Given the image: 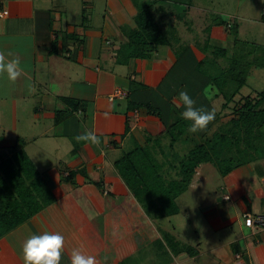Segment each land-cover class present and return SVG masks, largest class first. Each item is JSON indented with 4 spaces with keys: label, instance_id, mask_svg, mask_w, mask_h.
<instances>
[{
    "label": "crops",
    "instance_id": "obj_1",
    "mask_svg": "<svg viewBox=\"0 0 264 264\" xmlns=\"http://www.w3.org/2000/svg\"><path fill=\"white\" fill-rule=\"evenodd\" d=\"M131 4L82 0L68 12L57 0H0V12L7 11L0 17V55L5 61L18 60L20 68L15 79L0 71V163L22 150L53 197L0 239V264H25L24 241L44 231L65 238L60 264H71L76 248L94 255L96 264H264V227L245 225L246 215L264 217V160L221 177L222 192L214 197L198 194L193 179L176 200L178 214L153 220L115 169L123 154L146 147L149 138L164 130L158 117L145 108L132 110L131 102L184 109L178 93L186 90L197 108L215 116L221 102L213 99L211 87H202L206 78L194 64L205 57L193 46L195 38L203 40L216 15L202 10L204 15L194 19L187 15L195 34L172 19L191 45L182 49L187 50L183 55L163 46L148 59L122 63L118 52L127 40L121 28L131 24ZM188 5L189 12L194 10L195 4ZM262 13L264 17L263 4ZM221 30L211 26L207 48L225 41ZM118 88L129 97L110 100ZM205 99H213L212 106ZM65 100L79 105L81 115ZM87 131L96 133L98 143L77 140ZM186 193L188 201L182 202ZM195 209L198 219L188 222L198 239L175 240L179 226L173 220Z\"/></svg>",
    "mask_w": 264,
    "mask_h": 264
},
{
    "label": "trees",
    "instance_id": "obj_2",
    "mask_svg": "<svg viewBox=\"0 0 264 264\" xmlns=\"http://www.w3.org/2000/svg\"><path fill=\"white\" fill-rule=\"evenodd\" d=\"M131 1L135 14L131 24L121 28L127 40L118 52L122 63L130 59H148L163 46L178 48L177 55L189 50L191 45L182 40L172 22L173 19L182 23L195 34L193 23L187 20L189 5H183L178 11L177 6L182 4L176 1L172 5L163 0ZM211 26L230 30L233 24L229 19L213 16L211 24L203 31V40L195 38L193 45L205 56L201 61H194L196 72L204 76V80L206 78L202 87H211L216 91L213 99H221L219 114L211 123L193 132L190 130L192 121L181 118L184 109L131 102L132 110L145 108L164 126L155 138H149L146 147H136L123 154L114 165L149 218L178 214L177 198L189 188L193 177L204 165H213L224 177L264 160V87L254 97H241L234 103V98L246 85L250 70H264V47L207 48ZM219 59L223 60V65L218 63ZM213 99L204 101L212 106ZM65 101L74 111L80 108L71 100ZM225 110L230 112L223 117ZM178 144H188L187 152L177 154L174 147ZM66 178H70V174ZM52 200L50 191L22 150L1 162L0 239L31 220Z\"/></svg>",
    "mask_w": 264,
    "mask_h": 264
},
{
    "label": "rangeland",
    "instance_id": "obj_3",
    "mask_svg": "<svg viewBox=\"0 0 264 264\" xmlns=\"http://www.w3.org/2000/svg\"><path fill=\"white\" fill-rule=\"evenodd\" d=\"M81 1L82 0H57L59 6L64 7V9L68 12L71 9L75 11V7L73 6H75L76 3L80 5ZM177 1L182 4L177 6L178 11H181L183 5L185 7H188V3L191 5L195 4L194 10L188 12V19L190 18L194 19L199 15H204L202 14V11H205L204 13L207 12L208 13L207 15L209 16L216 15L222 20L229 19V21L233 24V28L230 30H226V29L224 30V28L222 27L221 30L222 37L225 36L226 39L224 42L223 40L213 41V43L217 48L219 47L220 48H253L254 44L264 46V17L262 13L263 0H177ZM183 1H185V3H182ZM131 5L133 6L134 4ZM89 13L91 14L92 11H90ZM181 27H183V25H181ZM238 29L240 31V34H238L237 32ZM218 38L219 37H217V39ZM235 38H237V41L234 40ZM75 44L77 43L75 42ZM254 58L255 55L252 56V59ZM252 59L250 61H252ZM263 86H264V70L251 69L248 74L246 85L241 89L240 95H237L234 98V103L238 102L242 95L245 96L248 94H253L255 92L261 91ZM219 103L221 104V102ZM234 103H232L231 106H234ZM188 147H189L188 144L187 145L178 144L175 145L174 150L177 154L181 155L187 152ZM171 174H173V171L171 172ZM199 178H201L202 180H199ZM193 179H196L194 180V184L197 186L196 191L200 195H203L204 192H208L210 196L214 197L215 195L216 196L220 195L222 192V190L219 189V183H221V176L219 175L217 169L213 165L210 164L204 165L200 169V171L193 177ZM188 194L189 193H186L184 195V197L182 198V202L188 201L189 198ZM190 206H192V204H190ZM197 214H199V212L197 209H195L194 212H189L184 215H179L176 217V219L173 220L172 225L179 226L176 228V231L178 233L174 232L173 235L174 239L176 236L185 237L186 239L189 240V242H191L192 240L196 241L198 239L194 235V228L192 232V228L188 222L191 221L193 218L198 219ZM188 216L190 217L186 219ZM150 219L153 220V218ZM154 227L156 228V225H154ZM163 239L165 241L164 243L166 244L168 241V237L164 236ZM168 245L170 244L168 243Z\"/></svg>",
    "mask_w": 264,
    "mask_h": 264
},
{
    "label": "clouds",
    "instance_id": "obj_4",
    "mask_svg": "<svg viewBox=\"0 0 264 264\" xmlns=\"http://www.w3.org/2000/svg\"><path fill=\"white\" fill-rule=\"evenodd\" d=\"M0 71L6 72L10 79H15L20 74L19 61H5L4 56L0 55ZM178 99L184 107V111L180 113L181 118L192 121L191 131L203 129L215 118L214 111L197 108L195 100L186 90L178 93ZM77 140L98 143L94 131H87L83 136H78ZM64 243L65 238L59 232L44 231L30 235L22 246L25 264H60ZM71 264H96V257L86 255L76 248L71 253Z\"/></svg>",
    "mask_w": 264,
    "mask_h": 264
},
{
    "label": "built area",
    "instance_id": "obj_5",
    "mask_svg": "<svg viewBox=\"0 0 264 264\" xmlns=\"http://www.w3.org/2000/svg\"><path fill=\"white\" fill-rule=\"evenodd\" d=\"M263 10H264V4H263ZM5 15H7V11L0 12V17H3ZM127 96H128L127 91H125V90H123L121 88H118V89L114 90V92L110 96V100H112V99L124 100V99L127 98ZM76 114L81 115V111L77 110ZM67 175L68 174H66L65 176H67ZM223 199L224 200H229V196H224ZM245 225H246V227H255V226L264 227V217L263 216L252 217L251 215H246L245 216Z\"/></svg>",
    "mask_w": 264,
    "mask_h": 264
}]
</instances>
